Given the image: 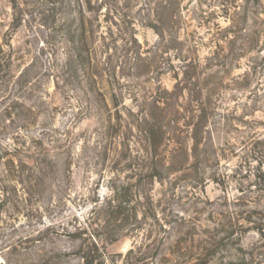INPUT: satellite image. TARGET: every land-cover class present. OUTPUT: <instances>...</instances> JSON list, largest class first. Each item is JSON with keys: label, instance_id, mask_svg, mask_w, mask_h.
<instances>
[{"label": "rangeland", "instance_id": "1", "mask_svg": "<svg viewBox=\"0 0 264 264\" xmlns=\"http://www.w3.org/2000/svg\"><path fill=\"white\" fill-rule=\"evenodd\" d=\"M0 49V264H264V0H0Z\"/></svg>", "mask_w": 264, "mask_h": 264}, {"label": "trees", "instance_id": "2", "mask_svg": "<svg viewBox=\"0 0 264 264\" xmlns=\"http://www.w3.org/2000/svg\"><path fill=\"white\" fill-rule=\"evenodd\" d=\"M83 41L82 47L83 49L86 47V39H85V33L82 34L81 37V42ZM80 42V43H81ZM81 45L79 44V57L81 58V62L82 65L84 63H86L85 67L86 71H89L90 68V54L88 53L85 57L83 56V49H82ZM10 62L9 59L2 53L1 49H0V71H3L6 69V67H9ZM159 102L156 100L153 104L155 109H160L159 106L157 105ZM152 115V116H151ZM146 117H148L149 121L147 122L144 119V128L141 129L142 134H144L146 142H147V152H146V161L151 162V165L149 166V169L154 171V173H156L157 169H158V165H157V158L161 157V154H159L158 152V148L156 146V141L154 140L156 136H159L160 134H164L162 133V127L159 126L157 127V120L155 119V117H153V113L148 114ZM205 116L202 115V117L200 116V122L203 123V121L205 120ZM202 120V121H201ZM157 138V137H156ZM149 177L154 178L153 174L150 175ZM127 201H128V194L124 192L123 196L121 197V200L119 202V205L116 209V211H119V214L123 213L126 209V205H127ZM91 244L93 245V249H89V251L86 252V254H83L82 259L84 261V264H93L94 262H96V264H104V256L99 253V249L97 247V245L94 242H91Z\"/></svg>", "mask_w": 264, "mask_h": 264}]
</instances>
